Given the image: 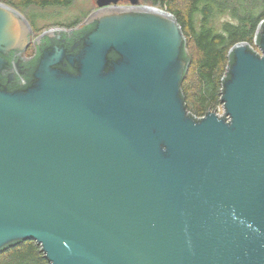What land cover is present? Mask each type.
<instances>
[{"label": "water", "instance_id": "95a60500", "mask_svg": "<svg viewBox=\"0 0 264 264\" xmlns=\"http://www.w3.org/2000/svg\"><path fill=\"white\" fill-rule=\"evenodd\" d=\"M120 1L34 41L0 1V251L30 240L50 264H264V19L258 50L229 49L222 114L195 116L175 17Z\"/></svg>", "mask_w": 264, "mask_h": 264}, {"label": "trees", "instance_id": "16d2710c", "mask_svg": "<svg viewBox=\"0 0 264 264\" xmlns=\"http://www.w3.org/2000/svg\"><path fill=\"white\" fill-rule=\"evenodd\" d=\"M18 10L68 6L73 0H0ZM172 13L184 37L183 54L188 65L181 80V92L186 109L195 116H203L220 103L222 82L229 64V49L238 42L254 43L258 24L264 19V0H142ZM33 21V22H32ZM32 24V25H33ZM65 24L67 26H72ZM34 26V25H33ZM64 26V25H62ZM91 24L75 30L79 39ZM64 33L70 45L74 37ZM11 56V53H10ZM37 56L21 62L20 70L29 72ZM10 58V57H8ZM69 70L72 71L70 67ZM16 79L11 89L22 86ZM0 264H50L35 241L22 240L0 251Z\"/></svg>", "mask_w": 264, "mask_h": 264}, {"label": "rangeland", "instance_id": "374dc122", "mask_svg": "<svg viewBox=\"0 0 264 264\" xmlns=\"http://www.w3.org/2000/svg\"><path fill=\"white\" fill-rule=\"evenodd\" d=\"M138 3L141 5H148L144 3L142 0H138ZM118 5H127L128 1H120L117 3ZM159 7V6H158ZM96 9L95 0H73L68 6H53L45 9H32L30 8V13H32L34 26L31 24L29 18H27L26 14L29 16V12H23L19 10L20 13L24 15V17L29 21L32 29L31 40L34 39L41 34L45 30L52 29H65L70 30L71 28L79 26L88 16ZM33 22V21H32ZM72 24V26H67L65 24ZM64 25V26H62ZM253 48L258 50L254 43L251 44ZM33 46L32 43L28 46L27 55L32 53ZM216 110L218 113L222 111L221 102L216 105Z\"/></svg>", "mask_w": 264, "mask_h": 264}, {"label": "flooded vegetation", "instance_id": "af4514ba", "mask_svg": "<svg viewBox=\"0 0 264 264\" xmlns=\"http://www.w3.org/2000/svg\"><path fill=\"white\" fill-rule=\"evenodd\" d=\"M97 8V7H96ZM27 49H28V47L26 48V50L24 51H21V56H23V58L26 60V59H30L34 54H35V49H34V47H33V50H32V53H29L28 55H27ZM17 53H19V52H15L14 54H11L12 56H11V58H14V57H16V55H17ZM14 56V57H13ZM18 70H13L12 72H11V74H12V76H13V78H15V77H17V75L19 76V77H21L22 79H23V77H22V75H20V74H18Z\"/></svg>", "mask_w": 264, "mask_h": 264}, {"label": "built area", "instance_id": "2783aa9c", "mask_svg": "<svg viewBox=\"0 0 264 264\" xmlns=\"http://www.w3.org/2000/svg\"><path fill=\"white\" fill-rule=\"evenodd\" d=\"M215 111H216V110H215ZM216 112H217V111H216ZM222 112H223V111H221V113H218V112H217V113H218L219 115H221V114H222Z\"/></svg>", "mask_w": 264, "mask_h": 264}]
</instances>
